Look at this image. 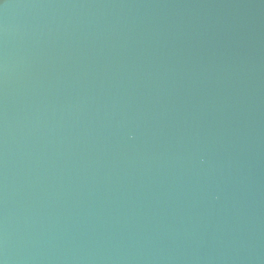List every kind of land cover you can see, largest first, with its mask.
Masks as SVG:
<instances>
[{
	"label": "water",
	"instance_id": "obj_1",
	"mask_svg": "<svg viewBox=\"0 0 264 264\" xmlns=\"http://www.w3.org/2000/svg\"><path fill=\"white\" fill-rule=\"evenodd\" d=\"M0 264H264V0H0Z\"/></svg>",
	"mask_w": 264,
	"mask_h": 264
}]
</instances>
